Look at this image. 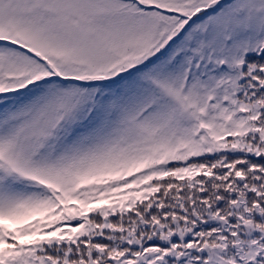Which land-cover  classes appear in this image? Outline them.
<instances>
[{
    "label": "snow or ice",
    "instance_id": "6c2138e0",
    "mask_svg": "<svg viewBox=\"0 0 264 264\" xmlns=\"http://www.w3.org/2000/svg\"><path fill=\"white\" fill-rule=\"evenodd\" d=\"M0 264H264V0H0Z\"/></svg>",
    "mask_w": 264,
    "mask_h": 264
}]
</instances>
